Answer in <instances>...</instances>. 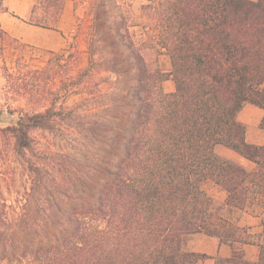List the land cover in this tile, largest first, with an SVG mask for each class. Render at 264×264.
I'll return each mask as SVG.
<instances>
[{
    "label": "trees",
    "instance_id": "trees-1",
    "mask_svg": "<svg viewBox=\"0 0 264 264\" xmlns=\"http://www.w3.org/2000/svg\"><path fill=\"white\" fill-rule=\"evenodd\" d=\"M67 1L38 0L26 23L56 31ZM142 1L137 36L128 4L89 0L85 68L71 46L39 65L12 54L9 94L34 101L0 125V264H197L208 256L182 241L198 233L231 247L215 264H264V230L213 213L201 188L221 187L230 210L259 205L264 227V145L249 144L237 118L247 104L264 111V0ZM97 72L115 78L111 89L93 81Z\"/></svg>",
    "mask_w": 264,
    "mask_h": 264
},
{
    "label": "rangeland",
    "instance_id": "rangeland-1",
    "mask_svg": "<svg viewBox=\"0 0 264 264\" xmlns=\"http://www.w3.org/2000/svg\"><path fill=\"white\" fill-rule=\"evenodd\" d=\"M38 0L36 1V3ZM89 0H68L65 4L63 15L60 18L58 24L59 27L63 29V32H66L65 42H61L60 39H57L52 32H47L48 34H38L36 35L39 39L48 40L51 48H47L40 44H31L26 42L20 37L15 36L12 33H8L1 24L2 29L7 33L2 39L0 38V111H3V122L0 123L1 126L9 125V109H13L16 106H25L28 102V99L34 101V98H25L22 96H11L9 94V82L7 75L9 74V68L12 65L13 55L24 54L26 60H30L33 65H39L40 56L48 57L50 51L58 52L62 49L77 48L84 58L82 67H87L88 60V42L91 37V25L90 16L88 14L90 4ZM119 3H126L129 5L132 21L137 26L133 28L134 33L139 36L142 33V24L141 19V5L143 4L142 0H119ZM30 15L25 19L29 20ZM41 31V30H37ZM44 33V32H43ZM63 44V45H62ZM160 68L164 72H170L171 64L168 56L163 54L159 58ZM96 77L93 80L95 83L100 84V88L104 91L111 89L112 83L115 78L111 76L108 72L105 73H96ZM163 91L165 93H170L174 91V82L170 79L163 84ZM47 98V97H46ZM76 99L72 98L68 101L67 105L72 106ZM28 109V108H27ZM33 136L35 139L42 145L49 146L54 150L60 147V140L55 136L48 134L44 131H35ZM216 152L223 158L228 159L236 164L243 166L244 168L251 170L253 164L242 159L235 152L224 148L218 147ZM3 157L9 159V152L4 151ZM8 161V160H7ZM9 163V162H8ZM9 168V164H8ZM202 190L212 199V212L231 221L232 223L248 227L251 232H260L264 230V227L261 224V221L258 220L259 213L262 212V208L259 205L249 207L246 210H230L226 204V192L216 185L214 182L207 180L202 183ZM251 218H258L254 222ZM253 223V224H252ZM246 260L249 262L256 261L258 258V249L254 248L246 253Z\"/></svg>",
    "mask_w": 264,
    "mask_h": 264
},
{
    "label": "crops",
    "instance_id": "crops-1",
    "mask_svg": "<svg viewBox=\"0 0 264 264\" xmlns=\"http://www.w3.org/2000/svg\"><path fill=\"white\" fill-rule=\"evenodd\" d=\"M36 1L37 0H4V6L6 11L0 14V22L2 24V27L8 33L10 32L17 37L22 38L28 43L40 44L47 48H51V45L49 44L48 40L39 39L36 37V35H47V32H52L55 34L54 36L57 39H60L62 43L65 42L66 32H63V29H61L60 27L59 29L54 31L35 27L26 23L25 19L31 14V10L36 4ZM237 118L239 122L243 123L247 127V142L249 144L254 145H264V129L260 127V124L264 118V111L252 104H247L239 112ZM251 219L256 222V219L258 218ZM258 220L261 221V218H259ZM182 247L183 250L187 252L206 254L208 256V258L199 261L197 264H215L216 258H228L232 254V249L230 246L221 243L216 238H211L200 233L185 236L182 241ZM254 248L256 247L250 245L243 246V249L245 251V257L246 253L251 250H254Z\"/></svg>",
    "mask_w": 264,
    "mask_h": 264
}]
</instances>
